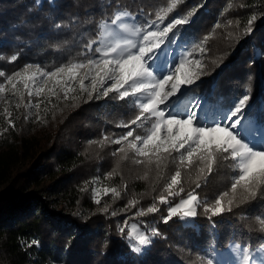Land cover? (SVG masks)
<instances>
[{
  "label": "trees",
  "instance_id": "1",
  "mask_svg": "<svg viewBox=\"0 0 264 264\" xmlns=\"http://www.w3.org/2000/svg\"><path fill=\"white\" fill-rule=\"evenodd\" d=\"M171 3L0 0V71L5 73L0 80L28 64L51 71L83 61L86 46L96 47L103 21L128 11L144 27ZM189 12L190 23L176 26L168 38L193 56L203 44L200 77L190 92L219 109L232 108L248 94L245 115L264 127V0H180L166 17ZM253 15L257 18L248 25ZM48 110L35 123L19 117L0 136V264H207L230 242L250 250L264 245V203L239 204L238 189L232 211L218 216L205 211L224 192L227 209L233 196L231 161L214 165L209 175L200 171L204 165L195 156L180 164L172 152L159 166L151 153L139 157L129 150L124 158L118 150L126 143L114 141L130 130L124 125L138 109L113 93L78 96ZM176 171L180 183L168 188ZM98 183L110 188L99 204L93 198ZM189 192L198 196L195 224L178 216L165 222L167 202L175 204ZM152 206L157 210L147 212ZM134 216L154 219L158 230L141 254L127 243V231L118 230Z\"/></svg>",
  "mask_w": 264,
  "mask_h": 264
},
{
  "label": "snow or ice",
  "instance_id": "2",
  "mask_svg": "<svg viewBox=\"0 0 264 264\" xmlns=\"http://www.w3.org/2000/svg\"><path fill=\"white\" fill-rule=\"evenodd\" d=\"M179 2L180 0H172V3L162 11L166 15L176 8ZM155 15L156 19L145 21L144 27H133L128 23H118L122 17L129 16L128 11H121L111 21V24L116 26L115 29H108L107 24L101 25L102 28L109 30L110 42L102 47L93 48L87 45L85 60L59 66L55 71H40L37 66L40 77H47L54 81L53 87L48 88V95L58 97L55 90L58 86L60 91L64 92V98L68 99V92L75 91L69 82L78 80L80 91L86 92L88 99L108 98L109 94L113 93L119 100H131L138 112L124 125L130 130L114 141L116 144L126 143V147L118 150L125 153L124 158H127L129 150L139 157H147L151 153L156 156L159 166V163L166 159L165 154L171 155L175 152L179 155L180 164H183L185 159L190 164L192 158L197 157L204 165L200 171L204 172L206 169L209 175L213 172L214 165L221 161H231L235 170L230 185L233 196L227 201V209L222 200L228 193L224 192L216 198L214 206L205 209V211H211L212 216L222 215L226 210L232 211V206L237 201L238 189L240 190L239 204L253 201L264 203V128L258 129L260 136L257 138L241 120L251 107L250 96L243 94L227 114L214 116L211 119L207 114L203 117L197 115L196 108L199 106L189 107L187 98L191 91L188 86L193 85L195 79L199 77L196 76L194 79L193 74L186 71L184 57H181L179 62L169 61L166 58L167 53L162 48L168 39V34L176 26L190 23L189 17L192 12H189L187 16L171 20L163 28L160 25L165 16L159 12ZM256 18L253 15L247 21L248 25H251ZM251 30V27L247 29L249 33ZM122 33L130 34L137 39H130ZM197 48L201 49V52L204 50L203 44L197 45ZM11 59L15 61L16 56H12ZM194 63L199 65L200 61L195 60ZM31 68L33 65H26L23 72L17 71L7 77L13 95L20 100L16 108H20L23 104L25 91L31 97L35 88V95L39 97L45 92L41 83L48 84V79L38 81L36 73L27 75ZM79 69H86V71L81 75ZM4 75V72H0V76ZM59 76L63 77V82L56 79ZM85 81H90V87L85 85ZM17 83L23 84L24 91L17 88ZM182 85L186 87L182 88ZM3 92L4 86L0 84V93ZM35 107L39 109L40 103L37 102ZM5 112H8L7 108ZM8 115L11 116V113L8 112ZM132 126L142 129L143 134L134 135L136 128ZM129 138L132 139L129 140ZM141 162L143 161H136V163ZM147 162L151 163L150 160ZM180 176V171H176L171 177L168 188L179 184ZM104 191L107 193L109 189L106 188ZM111 191L119 195L115 188ZM95 202L100 203L99 200ZM160 202L166 203L163 196L160 197ZM196 202H198V196L189 192L186 198L169 208L165 222L180 213H182L181 218L195 217ZM156 210L155 206H152L147 209V212ZM101 211H107V208ZM135 239L139 245L149 243L148 237L143 234H137ZM207 264H213V261L209 259ZM242 264H264V261H255L249 250L245 248Z\"/></svg>",
  "mask_w": 264,
  "mask_h": 264
},
{
  "label": "rangeland",
  "instance_id": "3",
  "mask_svg": "<svg viewBox=\"0 0 264 264\" xmlns=\"http://www.w3.org/2000/svg\"><path fill=\"white\" fill-rule=\"evenodd\" d=\"M41 1L42 0H39V2H37V3H40ZM49 1L52 2L53 0H49ZM161 15L165 16L163 23H161V25H160L161 28L165 27L167 25V23L171 22V20L181 18V15H178V14H174L170 18H167L164 12ZM118 23H128V24L132 25L133 27H141L136 22L135 17L131 14H129V16H127V17H122L121 21H119ZM102 24H107L108 29H115V27H116L115 25H112L111 22H108V21H103L101 23V25ZM101 25H100L101 30H100L99 36H98L97 40H95L96 47H102L105 43L110 42V39H111V37L109 36V30L102 28ZM122 35H126L130 39H137V37L131 36L130 34L122 33ZM168 37H169V34H168ZM201 44H202V42H201ZM162 48L167 53V57H166L167 60H169V61L175 60L176 62H179L181 57H184L185 58V65H186V71L191 72L193 74L194 79L196 76L200 77V67L202 65L201 49H199V48L197 49L196 55H194V56L189 55L191 53L189 49L184 47L182 44H180L176 40L170 41L169 38L166 39L165 45H162ZM258 54H259V51L256 50V55H258ZM195 60H199L200 64L199 65L195 64L194 63ZM74 62H76V61H74ZM28 65H33V68L29 69V72L27 73V75H32L33 73H36L38 81H41V82L44 79H48L47 85H43L41 83V86H43L45 88V92L43 94H41V96L37 97L35 95V88H33V95L31 97H29L27 94V91H25L23 104H21L20 108H16V104L20 103V100L18 97L13 95L11 85L7 82V77L10 75H13L17 71L23 72L24 67L22 69H19V70L13 72L10 75H7L6 77H3V79L0 80V84H3V86H4V92L0 93V136L6 130H8L10 128H14L17 125L16 123H17L18 118L21 116L25 120H28L30 123H35V122L39 121L43 115L47 114L49 111L48 109H50L53 105L75 100L78 98V96L87 95L86 92L80 91V85H79L78 80L69 82V85L72 88H74L75 91L68 92V99L64 98V92L60 91V88L58 86L55 88L56 92L58 93V97L48 95V88L53 87L54 81L52 79L47 78V77H40L39 72L37 71L38 65H36V64H28ZM39 70L45 71L40 66H39ZM51 71H55V69H53ZM78 71L82 75L86 71V69H79ZM56 79H60L63 82L62 76H59ZM85 85L87 87H90V81H85ZM183 87H186V86L182 85V88ZM188 87H190V86H188ZM17 88L24 91L22 83H17ZM93 95H95V93ZM187 100L189 103V107H196L197 105L199 106L196 108V110H197V115H199L201 117H203L205 114H207L208 118L211 119L214 116L218 117L220 115H224V114H227L229 112V109H219L218 107L211 106L210 104H208L206 99L200 94L195 95V94L190 92ZM29 101H31V103H29ZM37 102L40 103L39 109H37L35 107V104ZM26 105H27V107H26ZM5 108L8 109V112L11 113V116L8 115V112H5ZM245 114H246V112H245ZM245 114H244V116L241 117V120L244 123L245 127L249 131H251L253 133V135H257V137H259L260 131L258 129H261L264 127H262L260 124L256 123L254 119H251L250 117L246 116ZM13 125H14V127H13ZM116 139H118V138H116ZM181 151L183 152L184 150H181ZM184 162H188V160L185 159ZM106 188L110 190V188L105 187L103 185H100L99 183L94 185V187H93V191H94L93 192V198L95 201L99 200L98 198H100L104 194V189H106ZM186 197H187V195L180 198L177 203L172 204V205L169 204V202H167V214L163 218L165 219L168 216L169 208L171 206H175L176 204L179 203V201L181 199H184ZM176 216H178L181 220H183L187 224H190V225L195 224L194 217L181 218L182 213H180L179 215H176ZM133 225H135V228H133ZM118 230L119 231H123V230L127 231V235L125 236L126 241L131 246V249L136 254H141L143 249L148 245V244L139 245L135 239L137 234H143V235L147 236L149 241L152 240L158 234L156 222L154 221V219H146L143 216H141V217H135L134 216V217H131V219L123 221L121 224H119ZM239 247H242V246H239ZM262 247H264V246H262ZM137 248H139L140 250L137 251L136 250ZM261 249L262 248H260V249L258 248V250H261ZM248 250H249V253L253 256L254 260L258 261L256 259L257 258L256 252L258 250L257 249L256 250L248 249ZM227 251L229 252L228 247L224 250H221V251H214L211 255L214 263L217 264V262H219V264H224L223 255ZM241 252L242 251H240L239 254H236V252H235L236 255L235 254L234 255L236 257L230 255V258L231 257H233V258L228 260L229 264H237V263L239 264L240 261L242 262V260L240 259V258H243V255H240Z\"/></svg>",
  "mask_w": 264,
  "mask_h": 264
},
{
  "label": "bare ground",
  "instance_id": "4",
  "mask_svg": "<svg viewBox=\"0 0 264 264\" xmlns=\"http://www.w3.org/2000/svg\"><path fill=\"white\" fill-rule=\"evenodd\" d=\"M255 136L257 137V135H255ZM257 138H259V137H257ZM232 251H233V250H232ZM242 253H243V252H241L240 255H243ZM256 253H257V254H256V257H257V258H256V259L258 260L257 262H259V261H264V247H262V249H261V250H258ZM227 255H228L229 257H228ZM235 255H236V254H235ZM235 255H234V256H235ZM221 257H222V256H221ZM235 257H236V256H235ZM231 258H233V257H231ZM231 258H230V254H229V252L227 251V252L223 255V259H224L223 261H224V264H229L228 260L231 259ZM240 259L242 260V258H240ZM230 261H231V260H230ZM221 262H222V261H221ZM235 263H236V262H235ZM237 264H238V263H237ZM239 264H242V262L240 261Z\"/></svg>",
  "mask_w": 264,
  "mask_h": 264
},
{
  "label": "crops",
  "instance_id": "5",
  "mask_svg": "<svg viewBox=\"0 0 264 264\" xmlns=\"http://www.w3.org/2000/svg\"><path fill=\"white\" fill-rule=\"evenodd\" d=\"M232 245V246H231ZM231 246V247H230ZM239 246H242V247H239ZM264 246V245H262ZM262 246L260 248H262ZM230 247V248H229ZM245 246L241 245V244H238L236 242H230L229 245H228V250H229V254L231 256H234L235 252L236 254H239L240 251L243 252V250L246 248H244ZM259 248V249H260ZM233 250V251H232ZM258 250V249H257ZM225 253V252H224ZM243 254V253H242Z\"/></svg>",
  "mask_w": 264,
  "mask_h": 264
}]
</instances>
